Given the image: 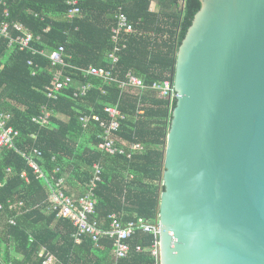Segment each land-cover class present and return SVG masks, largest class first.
<instances>
[{
    "label": "trees",
    "instance_id": "obj_1",
    "mask_svg": "<svg viewBox=\"0 0 264 264\" xmlns=\"http://www.w3.org/2000/svg\"><path fill=\"white\" fill-rule=\"evenodd\" d=\"M151 1L80 0L85 18L70 23L64 17L65 0H0V21L24 25L33 35L31 45L37 50L51 51L63 45L67 65L87 68L107 65L106 56L112 49L110 28L118 6H122L130 21L141 19L146 30L156 25L158 17H167L170 26L178 29L177 34L169 31L172 37L176 35L175 47L170 45L165 51L158 47L151 50L144 39L132 37L120 54L123 71L131 70L150 84L162 80L165 72L173 79L177 49L200 8L199 0H184L180 10L177 0H154L159 13H151L148 10ZM6 10L8 15L4 17ZM156 31H161L160 26H156ZM64 72L70 74L76 84L101 85L98 79L82 76L77 70L66 67ZM51 77L50 62L46 57L33 55L29 50L19 51L16 46L9 47L8 40L0 38V112L12 115L10 124L19 132L15 146L21 151L28 146L38 148L42 154L40 165L47 172L59 167L61 173L64 167H70L71 174L81 177L80 194L91 177L92 164L100 162L103 171L95 190L94 213L90 217L100 227L107 228L109 215L117 212L122 213L123 221L141 217L155 223L163 190L161 178L166 135L176 100L170 107L167 101L152 100L157 105L156 111L147 110L145 119L138 122L131 115L122 122L120 134L129 139L135 134L144 145L142 153L130 158L109 156L96 147L95 134H89L88 140H81L83 130L78 116L90 111L103 115L105 105L117 102L123 110L126 106H135L121 100L114 84L104 85V94L92 87L87 96L77 102L70 98L75 85L64 90L58 100L50 101L43 88L50 83ZM43 104L52 108L54 115H67L68 120L62 122L53 116L48 127L34 125L31 118L40 112ZM22 171L26 172L28 183L20 177ZM128 174L133 178L128 179ZM0 182V204H3V210H0V264H41L42 258L37 255L40 246H45L61 264H111L112 242L102 239L95 247L90 239L84 238L75 244L71 238L74 227L69 220L56 219L55 213L47 212L43 182L12 148H4L0 153ZM17 200H22L24 206L22 213L16 216L15 224L11 225L8 218L12 213L7 202ZM153 241L152 234L136 233L129 242V256L121 260V264H155L150 255ZM136 246H140L142 252H136Z\"/></svg>",
    "mask_w": 264,
    "mask_h": 264
},
{
    "label": "water",
    "instance_id": "obj_2",
    "mask_svg": "<svg viewBox=\"0 0 264 264\" xmlns=\"http://www.w3.org/2000/svg\"><path fill=\"white\" fill-rule=\"evenodd\" d=\"M176 53L159 264H264V0H199Z\"/></svg>",
    "mask_w": 264,
    "mask_h": 264
},
{
    "label": "built area",
    "instance_id": "obj_3",
    "mask_svg": "<svg viewBox=\"0 0 264 264\" xmlns=\"http://www.w3.org/2000/svg\"><path fill=\"white\" fill-rule=\"evenodd\" d=\"M155 2L153 0L150 3L148 10L151 13H159L158 6L154 5ZM65 4L67 9L64 17L67 21L71 23L85 18L80 0H65ZM177 6V9H182L184 0H177ZM7 15L6 10L4 11V17ZM158 18L159 21L156 25L154 24L150 26V29L146 30L141 19H137L135 22L130 21L122 6H118L114 11V21L110 28L112 49L106 56L107 65L104 67L90 65L87 68H76L67 65L64 59L65 49L63 45H59L51 51L35 49L31 45L34 40L33 35L19 22L0 21V38L7 39L9 47L16 46L19 51L29 50L31 54L43 55L49 60L52 77L50 83L43 88V93L48 100L53 102L58 100L64 90L76 85L70 98L77 102L78 99L87 96L92 87L97 88L100 93L104 94V85L114 84L119 90L121 99L124 96H128L135 100L134 121H139L144 118L145 109L152 107V104L147 101L148 99L167 101L169 107L176 100L173 79L169 72H165L162 80L146 84L143 78L135 75L131 70L123 71L122 66H120V54L127 48L132 37L144 39L147 42L148 49L151 50L158 47L165 51L170 45L175 47V34L178 33V29L170 26V20L167 17L160 16ZM156 26H160V32L156 31ZM169 31H173L175 36L172 37ZM27 64L29 66L32 65L31 60ZM66 67L79 71L82 76L98 79L101 85L93 86L90 83L81 82L76 84L73 77L64 72ZM34 74L35 69L32 71V75ZM53 116L52 108L48 107L47 104H43L40 107V112L31 118V122L39 128H45L48 127ZM11 119L12 115L10 113L0 112V153L4 148H12L25 159L34 175L43 182L47 197V209L55 213L56 219H67L74 227L71 238L75 244H79L84 238H88L97 247L102 239H109L112 242L111 264H121V260L129 256V242L136 233L152 234L154 241L150 247V255L154 258L155 264H159V230L156 224L157 221L150 223L141 217L123 221L122 213L117 212L109 215V226L102 228L96 221L90 219L94 213L96 202L95 190L97 184L101 181L103 171V166L100 162L96 161L92 164L91 177L85 183L82 194H67L64 190L63 176H57L60 173L59 167L47 172L38 162L42 156L38 148L28 146L25 151H21L15 146L19 132L10 124ZM126 119L127 114L121 110L120 102L105 105L103 107V115L90 111L88 114H80L78 116V122L82 130L95 134L97 139L96 147L103 154L109 156L121 155L130 158L132 155L142 153L144 145L137 139L135 134L130 139L120 134L122 122ZM30 137L35 139L36 135H31ZM6 172H10V170L6 169ZM20 177L28 183V178L24 171L20 174ZM127 177L132 179L133 175L128 174ZM0 186H2L1 182ZM23 206L22 200L7 202V208L12 213L8 218L9 224H15V218L22 213L21 208ZM0 210H3V204H0ZM134 250L142 252L140 246H136ZM37 255L42 258L41 264H60L57 257L48 251L45 246H40Z\"/></svg>",
    "mask_w": 264,
    "mask_h": 264
},
{
    "label": "crops",
    "instance_id": "obj_4",
    "mask_svg": "<svg viewBox=\"0 0 264 264\" xmlns=\"http://www.w3.org/2000/svg\"><path fill=\"white\" fill-rule=\"evenodd\" d=\"M154 5L157 7V2L154 3ZM121 100H126L127 103H131L135 106V100L132 98V97H128V96H124L122 97ZM152 100H158V99H150L149 103L152 104V107H148L147 109H145V115H144V118L146 117V112L147 110L149 109H155L154 111H156V107L157 105H155ZM121 110H123L121 108ZM126 114H127V118L131 115V117L134 119V111H135V108L134 107H129V106H126L125 110H123ZM59 121H62V122H66L68 120V116L63 114V113H56L54 115ZM142 119V120H143ZM138 122V121H137ZM89 134H91V132H82L81 136L83 138H81V140H88L89 139ZM126 138V137H125ZM129 139V138H128ZM41 160V158L38 160V162ZM40 164V162H39ZM28 165V164H27ZM29 167V166H28ZM53 169V168H52ZM51 169V170H52ZM50 170V171H51ZM23 172V171H22ZM25 172V171H24ZM33 172V171H32ZM26 173V172H25ZM34 174V173H33ZM27 175V174H26ZM61 176H63L64 178V190L65 192H68L72 195H79L80 192H81V177L76 174V173H72L71 174V168L70 167H64L63 169V172L60 173ZM36 177V176H35ZM28 178V177H27ZM37 178V177H36ZM38 179V178H37ZM41 180V179H40ZM29 181V179H28ZM42 181V180H41ZM45 190V189H44ZM46 193V191H45ZM49 210L47 209V212ZM61 264V262H60Z\"/></svg>",
    "mask_w": 264,
    "mask_h": 264
}]
</instances>
